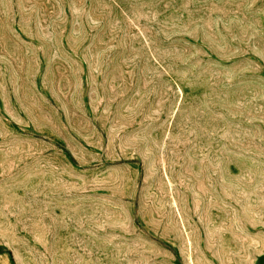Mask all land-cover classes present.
<instances>
[{
    "label": "rangeland",
    "instance_id": "rangeland-1",
    "mask_svg": "<svg viewBox=\"0 0 264 264\" xmlns=\"http://www.w3.org/2000/svg\"><path fill=\"white\" fill-rule=\"evenodd\" d=\"M0 264H264V0H0Z\"/></svg>",
    "mask_w": 264,
    "mask_h": 264
}]
</instances>
